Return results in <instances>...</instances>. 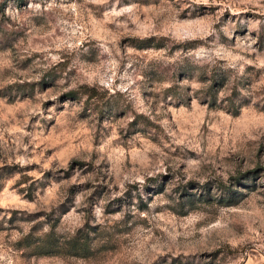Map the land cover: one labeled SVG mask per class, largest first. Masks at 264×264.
Returning <instances> with one entry per match:
<instances>
[{
  "label": "rangeland",
  "instance_id": "374dc122",
  "mask_svg": "<svg viewBox=\"0 0 264 264\" xmlns=\"http://www.w3.org/2000/svg\"><path fill=\"white\" fill-rule=\"evenodd\" d=\"M0 264H264V0H0Z\"/></svg>",
  "mask_w": 264,
  "mask_h": 264
},
{
  "label": "trees",
  "instance_id": "16d2710c",
  "mask_svg": "<svg viewBox=\"0 0 264 264\" xmlns=\"http://www.w3.org/2000/svg\"><path fill=\"white\" fill-rule=\"evenodd\" d=\"M237 181L241 180V177H235ZM222 187L231 190L227 185L222 184ZM65 245L63 247H67L69 249L68 251H65L63 249L65 248H60L57 253L60 254H71V248L73 249L75 255H81L86 253L89 250L90 247V241L88 240V235L83 234L82 232H78L76 235H74L72 238L66 239L64 242ZM62 245V244H61ZM61 247V246H59Z\"/></svg>",
  "mask_w": 264,
  "mask_h": 264
}]
</instances>
